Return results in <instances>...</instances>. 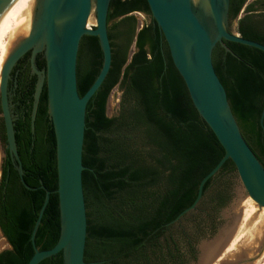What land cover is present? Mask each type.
Listing matches in <instances>:
<instances>
[{"label": "trees", "instance_id": "obj_1", "mask_svg": "<svg viewBox=\"0 0 264 264\" xmlns=\"http://www.w3.org/2000/svg\"><path fill=\"white\" fill-rule=\"evenodd\" d=\"M230 0L229 20L238 19L242 38L264 45L254 6L260 1ZM135 13L149 22L139 27ZM255 24L249 29V24ZM258 24V25H257ZM108 32L113 60L108 77L87 106L83 187L88 217L87 264H190L197 244L214 235L222 209L232 197L237 169L229 160L209 180L197 210L166 227L196 200L201 180L225 155L213 131L201 118L176 69L168 44L152 18L146 0H112ZM213 52L242 135L264 166V52L224 41ZM103 53L97 37L82 39L78 89L83 96L100 73ZM122 91L119 113L109 117L113 90ZM17 133L25 174L23 186L0 191V228L12 249L0 264H28L35 250L33 231L46 192H52L35 246L53 249L61 235L56 138L44 90L34 132ZM20 138V139H19ZM13 177L11 178V180ZM18 178H16L17 180ZM28 187V188H27ZM40 264H64L63 253Z\"/></svg>", "mask_w": 264, "mask_h": 264}, {"label": "water", "instance_id": "obj_2", "mask_svg": "<svg viewBox=\"0 0 264 264\" xmlns=\"http://www.w3.org/2000/svg\"><path fill=\"white\" fill-rule=\"evenodd\" d=\"M11 0H0V15ZM152 18L165 38L173 63L183 78L194 107L215 134L225 155L200 182L194 203L166 227L176 225L197 210L203 199L204 188L216 177L227 161L237 169L235 205L251 198L264 208V166L245 141L232 111L227 91L216 73L213 52L218 44L227 51L224 41L239 43L264 52V45L241 37L229 29L230 0H205V9L194 0H146ZM112 0H39L28 36L23 37L10 54L2 72L0 99L6 123L9 148L18 157L12 116L8 101V80L17 62L29 51L35 56L44 52L46 68L35 72L38 84L32 116V130L44 86H47L49 116L56 138V157L61 219V235L51 250L41 251L35 246V235L41 224L52 192L46 199L36 222L32 240L35 253L28 264H40L63 253L64 264L85 262L88 236V217L83 187V164L87 106L100 90L112 67L113 53L108 32V14ZM94 23L89 27V21ZM97 37L103 53L99 75L89 90L80 96L78 89V57L82 39ZM264 130V104L260 116ZM23 176L22 167H18ZM28 188V187H27ZM233 192V191H232ZM227 211L218 218V228L197 244V259L190 264H216L233 240L239 220L230 222ZM264 252V233L256 253ZM247 258L227 260L220 264H247ZM97 264V263H91Z\"/></svg>", "mask_w": 264, "mask_h": 264}, {"label": "flooded vegetation", "instance_id": "obj_3", "mask_svg": "<svg viewBox=\"0 0 264 264\" xmlns=\"http://www.w3.org/2000/svg\"><path fill=\"white\" fill-rule=\"evenodd\" d=\"M255 1L260 2L254 6L255 11H253V13L256 15V19L261 20L260 30L261 33L264 34V0H249L247 4L253 3ZM244 12L245 11L243 10L241 14ZM147 18L150 20L149 17ZM248 27L249 29H254L256 26L252 23L249 24ZM34 67L40 72L45 70L46 58L44 52L38 53L35 56L34 61L32 51L27 52L13 67L8 80V101L15 133L16 150L19 157L18 159L9 148L6 123L3 117L0 99V191L4 187V194L7 192V190L14 191L16 188H20L24 185L20 177H18L20 175L18 167H22L23 174H25V170L19 155V141L21 142L22 139L19 138L20 140H18L17 133H21V131H19L21 127L25 128L28 125V116H30V130L33 134L32 116L35 103V92L39 80ZM44 90L47 92L46 85L44 86L43 92ZM12 177L13 179L11 180ZM16 178L18 179L16 180ZM0 233L2 235V239L6 241L8 246V249H4L0 252V254H2L5 251L11 250L12 246L3 234L1 228Z\"/></svg>", "mask_w": 264, "mask_h": 264}, {"label": "bare ground", "instance_id": "obj_4", "mask_svg": "<svg viewBox=\"0 0 264 264\" xmlns=\"http://www.w3.org/2000/svg\"><path fill=\"white\" fill-rule=\"evenodd\" d=\"M38 2L39 0H11L0 15V86L3 68L10 54L19 41L23 37L28 36L31 31L33 15ZM194 3L202 10L205 9V0H194ZM93 23L94 22L90 20L89 27ZM243 214L244 218L241 227H243L250 218L254 219L257 217L258 220L256 223L264 219V208L259 209L257 204L251 198H248L244 203ZM240 238L241 236L238 234V236L231 241L226 253L236 248Z\"/></svg>", "mask_w": 264, "mask_h": 264}, {"label": "rangeland", "instance_id": "obj_5", "mask_svg": "<svg viewBox=\"0 0 264 264\" xmlns=\"http://www.w3.org/2000/svg\"><path fill=\"white\" fill-rule=\"evenodd\" d=\"M243 15L244 13L240 14L237 20L229 23L230 30L237 31L238 21L241 19ZM134 16L137 18L139 27H142L145 23L149 22V19L142 13H135ZM121 96H122L121 89L119 87H116L113 90L108 100L107 113L109 117H115L118 115L119 109H120ZM235 187H236V184L233 187L231 200L222 209L221 213L222 212L224 213L227 211L228 220L230 222L236 221L238 216L239 218L241 216V220H239L237 232L233 240L238 236V234L241 236V238L239 239V242L236 248L229 253L225 252L223 257L216 264H220L221 262L227 261V260H237V258L242 259L244 258L245 255L247 258L253 261L247 264H264V252L261 256H257V253H256L257 249L259 248V240L263 238L264 219L256 223L258 220L257 217L254 219L250 218L245 223V225L241 227L243 223V218H244L243 213H244L245 200L240 205L238 206L235 205V200H236V194L234 193ZM4 249H8V246L6 244V241L2 239V235L0 233V252Z\"/></svg>", "mask_w": 264, "mask_h": 264}]
</instances>
